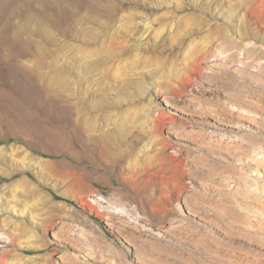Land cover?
I'll return each mask as SVG.
<instances>
[{
  "label": "rangeland",
  "instance_id": "obj_1",
  "mask_svg": "<svg viewBox=\"0 0 264 264\" xmlns=\"http://www.w3.org/2000/svg\"><path fill=\"white\" fill-rule=\"evenodd\" d=\"M0 233V264H264V0H0Z\"/></svg>",
  "mask_w": 264,
  "mask_h": 264
},
{
  "label": "bare ground",
  "instance_id": "obj_2",
  "mask_svg": "<svg viewBox=\"0 0 264 264\" xmlns=\"http://www.w3.org/2000/svg\"><path fill=\"white\" fill-rule=\"evenodd\" d=\"M15 212V211H14ZM0 241H7L6 238L4 236H2V234L0 233Z\"/></svg>",
  "mask_w": 264,
  "mask_h": 264
}]
</instances>
